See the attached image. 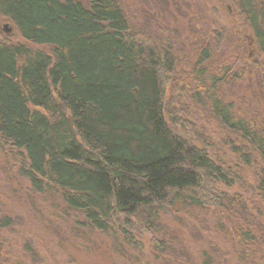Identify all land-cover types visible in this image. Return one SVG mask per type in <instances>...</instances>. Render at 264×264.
<instances>
[{"label":"trees","instance_id":"16d2710c","mask_svg":"<svg viewBox=\"0 0 264 264\" xmlns=\"http://www.w3.org/2000/svg\"><path fill=\"white\" fill-rule=\"evenodd\" d=\"M231 2L264 62V0ZM0 17L39 47L0 41V143L20 154L33 190L56 189L81 226L122 227L124 237L125 227L156 231L176 205L213 210L234 264H264V116L209 101L237 142L232 154L258 166L248 203L217 188L234 183L230 170L169 128L164 79L176 53L134 32L118 0H0ZM163 245L152 240L154 251L167 252ZM180 254L179 264L191 263ZM222 256L213 247L202 264Z\"/></svg>","mask_w":264,"mask_h":264},{"label":"rangeland","instance_id":"374dc122","mask_svg":"<svg viewBox=\"0 0 264 264\" xmlns=\"http://www.w3.org/2000/svg\"><path fill=\"white\" fill-rule=\"evenodd\" d=\"M118 1L134 32L176 53L175 73L164 79L169 128L230 170L234 183L217 188L249 203L258 166H244L232 154L237 142L212 114L209 102L221 100L236 114L264 116V62L243 18L231 0ZM0 41L39 50L1 17ZM21 163L18 152L0 143V245L2 260L7 261L3 264H179L182 251L190 264H202L204 252L213 247L224 255L213 264L235 263L227 252L225 230H216L222 217L215 218L213 210L176 205L162 211L152 233L125 227L124 237L118 227L100 234L80 225L79 215L64 207L56 189L33 190L20 172ZM260 209L264 225V206ZM6 218L7 227L1 224ZM154 238L167 252L152 249Z\"/></svg>","mask_w":264,"mask_h":264},{"label":"water","instance_id":"95a60500","mask_svg":"<svg viewBox=\"0 0 264 264\" xmlns=\"http://www.w3.org/2000/svg\"><path fill=\"white\" fill-rule=\"evenodd\" d=\"M5 30H7V26H5ZM7 32H10V29H9V30H7Z\"/></svg>","mask_w":264,"mask_h":264}]
</instances>
